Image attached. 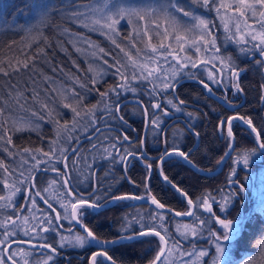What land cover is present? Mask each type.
I'll return each mask as SVG.
<instances>
[{
	"label": "snow or ice",
	"instance_id": "1",
	"mask_svg": "<svg viewBox=\"0 0 264 264\" xmlns=\"http://www.w3.org/2000/svg\"><path fill=\"white\" fill-rule=\"evenodd\" d=\"M193 5L214 12L215 19L198 14ZM31 7L38 20L37 24L27 28L33 43L40 45L43 42L45 46H51L43 34L42 26L55 14L71 20L89 33L95 32L104 36L118 53L100 47L84 33L62 29V34L68 38L75 51L93 61L87 68V71L93 74L89 81L91 88L82 83L79 76L71 72L65 73L63 67L59 66H54L52 71H59L71 80L73 87H66L55 77L44 74H41L39 82L33 79L31 84L26 83L23 87L19 81L13 83L16 76L35 72L37 58L49 62L44 46L37 47L31 54L21 49L19 56L0 59V77L7 78L6 85H0V152L6 154L11 161L9 163L8 160L0 158V264H51L60 253L57 247L48 242L49 237L45 236V233L59 236V248L116 245L141 237H155L157 246L152 250L154 254L148 264H238V261L242 264H255L251 253L247 257H238L235 251L241 249L242 245H248L255 247L261 258L260 264H264V233H261L259 238L253 237L251 241H247L243 235L246 230V218L238 217L235 221L228 219L227 215L222 218L213 209V204H218L220 211L227 214L235 197L239 195L234 189L221 200H217L211 193L194 200L164 176L163 168L160 167L163 179L186 202L187 211L166 208L151 194L147 184L144 194H113L109 200L113 203L149 201L155 209L172 212L177 217H190L191 222L178 224L175 234H172L165 224L163 211H156L154 214L150 212L151 223L146 225L143 217H140L135 220V223L139 224L138 231L108 240L99 238L82 220L84 209L95 211L102 207L98 203L101 195H95L92 200L85 199L71 186L69 171L70 167L77 169L83 165L79 168L81 174L90 178L95 175L93 162L96 159L118 161L125 170L130 158L138 157L146 161L143 138L137 141L141 151H122L119 146L124 142L132 144L129 136L123 134L113 139L103 134L99 126V122H106L107 117L126 124L123 115H120L121 105L114 97L118 98L122 93L128 92L137 94V85L147 86L149 104H144L142 100H138L137 104L142 110L146 127L154 133L159 130L157 134L162 138L165 149L157 163L162 165L165 158L175 156L200 171L192 160L190 151L182 149L178 144L169 145L167 133L162 127L164 118L171 116L173 110L181 112L183 109L180 106L184 105L185 101L167 98L164 102L166 106H163L160 96L170 89L175 91L177 77L181 73L197 79L209 93L213 92L210 84L222 85L226 78L233 81L232 87L237 92H243L239 86L242 69L235 65L231 57L220 55V46L214 34L216 20L219 21L226 40L241 46V52L255 50L264 57V0H147L141 4H126L122 0H89L83 4L80 0H60L59 4L53 0H34ZM122 23L131 26L127 35H122ZM3 24H7L6 19L0 26ZM26 47L31 49V44ZM62 50L67 52V49ZM96 62L106 68L98 66ZM72 63L79 69L75 61ZM201 66V73H184V69H198ZM107 69L113 70L112 74L117 80L114 85L101 91L96 88V84L103 81ZM202 73L206 74L207 82L199 78ZM77 87L95 91L100 100L88 107L83 103V95L77 91ZM28 92L31 93L30 96ZM224 100L229 107H235L227 97H224ZM58 107L69 109L73 114L72 119L61 122L57 118ZM24 112L30 115H22ZM97 113L101 115L98 116ZM187 115L191 117L192 113ZM38 121H47L54 125L55 135L49 141L48 149L18 148L13 143V134L37 130L40 127ZM233 121H241L247 125L258 148L264 150V139L252 119L234 114L218 123V128L222 133L226 132L228 137V149L217 161L218 164H223L224 157L235 151ZM81 134L90 142V157L80 154L79 148L72 145L73 141H80ZM193 135L198 137L199 133L193 132ZM69 151L74 154L71 165ZM256 151V148L242 150V154L238 153L233 163H243L247 166L249 158ZM57 164L63 166V171L55 167ZM145 166L149 170L150 178L152 164L146 163ZM40 172L56 173L58 179H48L45 181L47 187H38L37 174ZM235 177L236 170L233 168L229 185L238 183ZM240 191H243V188ZM21 193L24 194V199L18 203L17 197ZM37 198L47 210L37 203ZM53 202L63 210V214ZM26 206H30L28 214H23ZM201 212L209 215L204 217ZM62 220H67L69 225L73 222L79 224L83 234L76 232L72 227L65 229ZM132 222L128 221V224L131 225ZM210 224L218 225L223 232L209 227ZM177 236L180 239H177ZM199 239H210L211 244L208 248L197 246L196 243H191L188 248L184 247L183 241ZM243 250L249 249L245 247ZM98 257L103 258L100 264H117L116 260L108 255L106 247H101L91 255V264H98Z\"/></svg>",
	"mask_w": 264,
	"mask_h": 264
},
{
	"label": "trees",
	"instance_id": "2",
	"mask_svg": "<svg viewBox=\"0 0 264 264\" xmlns=\"http://www.w3.org/2000/svg\"><path fill=\"white\" fill-rule=\"evenodd\" d=\"M31 1V3H30ZM34 0H0V24L6 19L7 24L0 26V59L10 58L13 56H19L21 49L31 54L37 47L44 46L47 52V61L42 58L35 60L36 70L35 72L23 73L20 76H16L13 83L19 81L23 87L26 83L31 84L32 80H41V74L47 76H53L59 83L64 84L66 87H73L72 81L67 79L59 71L53 72L54 66L63 67L64 72H71L74 75L80 77L81 82L85 83L88 88H91L90 78L93 75L87 71L88 66L81 59L79 55L74 51L72 44L68 41V38L62 34V29L67 28L71 31V25L67 18L53 14L48 23L42 26L44 36L47 37L50 47L45 46L43 42L37 45L32 42L28 35L27 28L30 25H35L38 20L34 16V10L31 7ZM53 2L59 4L60 0H53ZM215 19V17H214ZM15 25V27H12ZM219 33H216L217 44L220 46V55L231 57V60L235 65L242 69L239 76V86L243 89V92H237L232 87L233 81L227 78L222 85H211L213 92H207L197 79L189 78L181 73L178 79L177 87L173 92L171 89L166 93H162L160 100L163 106H166V99H180L184 100L185 104L180 107L183 109L181 112H175L169 117H165V123L162 127L167 133V140L169 145L178 144L184 150L190 151L191 158L198 168L201 170L212 173L215 172L221 164L217 161L220 157L224 156V153L228 149V137L226 132H221L218 128L220 120H227L228 117L239 114L246 118H251L253 124L261 132V138L264 139V57H261L258 51H250L244 53L240 51L239 45L232 43L225 38V33L218 23ZM31 44V49L26 45ZM62 49H67L65 52ZM73 61L79 65V69L74 67ZM259 61V62H258ZM203 66L198 69H184V73L194 72L201 73ZM110 72L111 77L104 83H97L96 88L104 91L105 85H114L117 78ZM200 79H206V74L202 73ZM6 79L0 77V85H6ZM210 83V82H209ZM47 87V85H43ZM83 95V103L88 107L95 105L100 97L95 91H88L87 89H80L77 87ZM30 96L31 93L28 92ZM227 97L232 101L235 107H229L224 100ZM114 99L120 104L124 101H138L142 100L144 104H149L150 97L147 95V87L139 88L137 94L122 93L118 98ZM59 113L58 119L61 122L72 119L73 114L67 108L58 107ZM150 108V114H151ZM192 113L189 117L187 113ZM28 116V114L21 113ZM121 115L125 119L132 120V126L136 132L137 139L132 141L130 145L128 142H124L119 147L121 150L128 151H141L139 144L137 143L142 137L145 127V118L142 114L141 108L138 104L129 103L121 107ZM111 117H107L106 121L99 122V126L108 125L110 128L104 130L102 133L115 138L116 136H122L120 132L114 130L116 128L121 129L127 135L134 139V130L132 131L116 123L117 121H109ZM114 120V119H112ZM40 127L35 132L26 133L24 131L16 132L13 134V143L18 148H43L49 141L54 138L55 131L54 125L47 121L39 122ZM152 132L148 128L146 134L144 153L146 155V161H142L137 158H130L128 160L127 168L121 165L118 161L111 162L108 160L96 159L94 163L95 175L86 178L81 174L78 166L77 169H72L71 172V186L79 193H91L93 185L98 187L95 195H101V200L98 201L101 205L109 202V197L113 194H141L145 192L144 182H148V187L151 190V194L154 195L166 208H171L176 211H187L188 206L184 199L163 179L162 175H159L157 163L163 155L165 149L161 142V137ZM193 132H198L199 136L193 135ZM177 133H179L177 135ZM233 133L235 136V151L229 157L224 170L214 176H205L199 174L193 170V168L183 162L179 157L165 158L160 167L163 168V175L167 176L170 181L175 183L182 190L186 191L194 200L200 199L206 193H211L217 200H221L225 194H229L231 190H236L239 195L235 197L232 209L225 214L220 211L218 204H213V209L217 215L222 218L232 215L244 214L246 218V230L243 233L247 241H251L253 237L259 238L261 233H264V219L259 218L258 211L262 212V205H257L252 201L249 210L246 211V203L242 204L240 189L250 191V187L258 183V176L253 178V172L262 173L264 175V154L258 148V145L254 142L253 134H251L247 125L241 124L239 121L233 124ZM32 134L29 136H24ZM84 135L81 134L79 142L73 141L72 145L76 146L80 150V154L85 156H91L88 151L90 148L89 140H84ZM256 148L257 151L249 158L247 166L243 163L236 165L233 160L237 154H242V150ZM47 150V149H46ZM69 157V163L73 159V153ZM0 158L8 160L6 154L0 152ZM11 163L10 160H8ZM141 163L143 165H141ZM151 163L152 169L150 178L148 177L149 170L145 164ZM178 165H182L186 170H180ZM242 167L236 174L235 180L238 183L229 185V176L233 168L236 172L239 167ZM57 168L63 171V166L58 164ZM207 180H206V179ZM252 180L255 183H250ZM131 181V182H130ZM43 184V180L40 181L39 187ZM249 203V201H248ZM248 205V204H247ZM242 207V210H241ZM260 208V209H259ZM259 209V210H258ZM84 215L82 217L83 223L87 225L99 238L101 239H117L119 236H126L129 233L139 230V224L135 223L136 219L143 217V222L147 225L151 223L149 213L156 211H162L155 209L154 205L150 203H144L140 201H118L112 207L105 210H92L84 209ZM264 214V212H263ZM163 215L166 217L165 224L169 228V232L175 234L176 224H179L171 213L163 211ZM201 215L207 217L208 213L201 212ZM248 215V216H247ZM261 216V215H260ZM2 218V217H0ZM192 218L180 220L183 223L191 222ZM128 221H133L131 225ZM209 227L219 229L218 225L210 224ZM79 231L78 229H76ZM80 232V231H79ZM206 235V233H205ZM49 243L53 244V247L58 248L60 253L56 256L57 264H90V257L93 254V247L83 248H59L58 239L55 235L50 234ZM177 238V237H176ZM177 239H180L179 237ZM191 243H196L197 246L208 248L211 244L210 239H199L197 241H183L184 247L188 248ZM157 246L155 237H141L138 240L130 242H123L121 244L112 245L108 250V255L112 256L116 260L117 264H148V261L153 256V249ZM148 247V248H144ZM248 247V251H244L243 248ZM241 249H235L238 257H247L249 253L254 256L255 264H260L259 254L256 253L254 246L243 245ZM237 250H242L238 252ZM103 258L98 257V264ZM240 262V261H238ZM111 264V262H106ZM242 264V262H241Z\"/></svg>",
	"mask_w": 264,
	"mask_h": 264
},
{
	"label": "rangeland",
	"instance_id": "3",
	"mask_svg": "<svg viewBox=\"0 0 264 264\" xmlns=\"http://www.w3.org/2000/svg\"><path fill=\"white\" fill-rule=\"evenodd\" d=\"M19 1H22V0H19ZM89 2V0H80V3H88ZM122 2L123 3H126V4H141V3H146L147 2V0H122ZM30 3H31V1H30ZM197 12H198V14H202L205 18H208V19H214V17H215V13H214V17H212L211 16V12H209V11H207L206 9H203V8H199V10H198V8L195 6V5H193L192 6ZM68 21H69V23H70V25H71V32H73V33H84L85 35H87V36H89L90 38H91V40L92 41H94L95 43H97V44H99V46L100 47H103V48H105L106 50H110V51H112L113 53H118V50H116L115 48H114V46H112L111 45V43H110V41L109 40H107L104 36H102V35H100V34H98V33H95V32H91V33H89V32H87V30L86 29H83V28H81V27H79L77 24H75V23H73L71 20H69V19H67ZM218 23H219V21L218 20H216V26H215V30H214V34L216 35V33L218 34L219 33V30H218ZM130 28H131V26L130 25H124L123 23H122V25H121V31H122V35H127V33H128V31L130 30ZM217 38V37H216ZM73 47V46H72ZM74 49V48H73ZM74 51H75V49H74ZM76 52V51H75ZM77 53V52H76ZM77 55H79L80 57H81V59L86 63V65L88 66L89 65V63H91V62H93V61H91L88 57H86L85 55H82V54H80V53H77ZM97 63V65L98 66H102V65H100L99 64V62H96ZM102 67H105L106 68V66H102ZM111 71H113L112 69H107V71H106V73H105V75H104V77H103V83L106 81V80H108L110 77H111V75H110V72ZM227 80H228V78H227ZM229 81V80H228ZM108 86H111L110 84H107V85H105V89H104V91L107 89V87ZM138 89L139 88H142V87H147L146 85H137L136 86ZM100 97V96H99ZM135 104H137V103H135ZM126 105V104H125ZM25 114H28V116L30 115L28 112H25ZM97 115L98 116H100L101 114L100 113H97ZM25 116V115H24ZM105 116H107V114H105ZM109 121H117L116 119H114V120H109ZM102 122H105L104 120L102 121ZM107 122V121H106ZM102 126V125H101ZM39 129V128H38ZM37 129V130H38ZM37 130H32V131H24V132H26V133H30V132H35V131H37ZM29 135H32V134H27V135H24V136H29ZM89 135H91V133H89ZM84 140H87V139H85V138H83V141ZM48 146H49V143H47L46 144V146L44 147V149L46 150V149H48ZM234 152V151H233ZM233 154V153H232ZM58 165V164H57ZM141 165H143L142 163H141ZM190 166V165H189ZM41 167H43V166H41ZM55 167H56V165H55ZM178 167H180L179 169L180 170H186V168L185 167H183L182 165H178ZM242 167L243 166H241V167H239V169L237 170V172H236V174L238 173V171H240L241 169H242ZM193 168V167H192ZM193 170L195 171V172H197V173H199L197 170H196V168H193ZM253 174V178L255 179V176H258L257 178H258V183H255L254 181H252V180H250L249 182L250 183H255V185H252L251 187H250V191H248V190H246V189H244V192H242V191H240V194H241V199H242V204H245L246 203V211H248L249 210V207H250V204H251V209H250V211L252 210V201H254V203H256L257 205H261V204H263L262 205V212H259L258 211V216H259V218H261V219H264V214H263V212H264V175L262 174V173H260V171H258V172H253L252 173ZM160 175V174H159ZM41 177H42V180H43V184H42V186L41 187H47V183L45 182L46 180H48V179H53V178H56V179H58V177L56 176V173H53V172H48V173H42L41 174ZM45 178V179H44ZM206 179V178H205ZM37 180H38V178H37ZM207 180V179H206ZM145 184H147L148 185V182L147 181H145L144 182V188H145ZM39 187V186H38ZM98 188H99V186H98ZM145 192H143V193H141V194H144ZM225 195H228L227 193L225 194ZM24 199V194L23 193H21L18 197H17V202L19 203V202H21L22 200ZM248 201H249V203H248ZM37 203L39 204L40 202H39V198H37ZM114 204H116V202L115 203H113V205ZM248 204V205H247ZM30 206H26L25 207V212L23 213V214H28V208H29ZM57 207H58V205H57ZM232 207H233V204H232V206H231V208L230 209H232ZM59 208V207H58ZM229 209V210H230ZM260 209V208H259ZM258 209V210H259ZM241 210H242V207H241ZM58 211H61V213L63 214V210L62 209H59ZM165 212H168V211H166L165 210ZM169 213H171L176 219H178V221H179V224H182L183 222H181L180 220H182V221H184L185 219H189L190 217H188V218H181V217H177V216H175L172 212H169ZM227 214H228V212H227ZM261 215V216H260ZM248 216V215H247ZM238 217H241V218H244V214L242 213V215H241V213H239L237 216L236 215H232V216H227V218L228 219H232V220H236ZM61 223H63L64 224V227H65V229H67L68 227H72L76 232H79V231H77L75 228H74V223H72L71 225H69V223H68V221L67 220H64V221H61ZM178 224H176V226H177ZM219 227V226H218ZM218 231L219 232H223V229H218ZM81 234H83L82 232H80ZM51 233H45L44 235L45 236H49ZM65 235H71V233H64ZM179 236H177V238H178ZM55 238H57L58 239V241H59V236H57V235H55ZM180 238V237H179ZM133 241V240H132ZM124 242H130V241H124ZM199 246V245H198ZM65 247H67V248H73V247H71V246H65ZM64 247V248H65ZM242 248H243V245L241 246ZM77 248H79V247H77ZM144 248H148V247H144ZM238 252H242V250H237ZM238 256H239V254H238ZM51 264H57L56 263V257H55V259L51 262ZM238 264H241V262H238Z\"/></svg>",
	"mask_w": 264,
	"mask_h": 264
},
{
	"label": "flooded vegetation",
	"instance_id": "4",
	"mask_svg": "<svg viewBox=\"0 0 264 264\" xmlns=\"http://www.w3.org/2000/svg\"><path fill=\"white\" fill-rule=\"evenodd\" d=\"M198 10H199V8H198ZM211 14V16L212 17H214V13L213 12H211L210 13ZM186 19V18H185ZM123 103V102H122ZM122 103H120V105L122 104ZM120 115H121V107H120ZM124 120L126 121V124H124V123H122L121 121H119V120H117V124L118 123H120V125H122V126H125V127H127V128H129L131 131H132V129L134 130V128H133V126H132V120L131 119H125L124 118ZM108 122V121H107ZM234 122H236V121H233L232 122V131H233V124H234ZM241 124H243V122H241V121H239ZM100 128H101V132H103L104 130H108V128H110L108 125H102V126H100ZM114 130H117L118 132H120L122 135L123 134H127V133H125L124 131H122L121 129H119V128H116V129H114ZM129 136V135H128ZM134 139H131V136H129V138H130V140L131 141H135L136 139H137V135H136V132H135V130H134ZM70 155H71V153H68V158L70 157ZM43 172H40V173H38L37 174V178H38V180H37V182H38V186L40 185V181L42 180V177H41V174H42ZM45 179V178H44ZM97 190H98V187H95V191H93V190H91V193H87V191H85L84 193H79V192H77V193H79V194H81L85 199H88V200H92L93 198H94V196H95V194H96V192H97ZM39 204L41 205V207H44L45 208V210H47L46 209V206L45 205H43L42 204V202L39 200ZM109 203H111V201H109V202H107V203H105V201L103 202V204H102V206H104V205H107V204H109ZM53 204H54V206H56L57 207V205L55 204V202H53ZM57 209L59 210V208L57 207ZM62 221H64V220H62ZM74 223V228L75 229H78L80 232H82L79 228H78V226L76 225V223L75 222H73ZM83 233V232H82ZM24 239H27V237H24ZM85 247H93V251L94 252H96V251H98V250H100V249H98L97 247H95V246H88V245H86ZM109 248V247H108ZM29 251H32L31 249H28ZM93 252V253H94ZM91 258V257H90ZM97 261H98V258H97ZM90 264H91V260H90Z\"/></svg>",
	"mask_w": 264,
	"mask_h": 264
},
{
	"label": "bare ground",
	"instance_id": "5",
	"mask_svg": "<svg viewBox=\"0 0 264 264\" xmlns=\"http://www.w3.org/2000/svg\"><path fill=\"white\" fill-rule=\"evenodd\" d=\"M148 133V128L146 127V124H145V127H144V132H143V134H142V137H143V139H144V146H145V140H146V134ZM144 146H143V149H144ZM233 147H234V149H235V140H234V142H233ZM261 152L264 154V150H261ZM232 153L233 152H231L230 154H229V156H227V157H224V162H223V164H221L220 165V167L215 171V172H212V173H208V172H205V171H203V170H200V171H198L199 172V174H202V175H205V176H214V175H217V174H219V173H221L223 170H224V168H225V165H226V163H227V161H228V159H229V157L232 155ZM160 169V165H159V167H158V170ZM160 171V170H159ZM160 174H161V172H160ZM118 202V201H117ZM116 202V203H117ZM144 203H150V202H144ZM113 206V202H111V203H109V204H107V205H104V206H102L100 209H98V210H105V209H108V208H110V207H112ZM162 211H165V210H162ZM77 225V224H76ZM78 226V225H77ZM79 228V227H78ZM80 229V228H79ZM81 230V229H80ZM82 231V230H81ZM83 232V231H82Z\"/></svg>",
	"mask_w": 264,
	"mask_h": 264
},
{
	"label": "water",
	"instance_id": "6",
	"mask_svg": "<svg viewBox=\"0 0 264 264\" xmlns=\"http://www.w3.org/2000/svg\"><path fill=\"white\" fill-rule=\"evenodd\" d=\"M129 103H137V101H125V102H123L122 104H121V107L123 106V105H125V104H129ZM158 172H159V174H160V171L158 170ZM161 175V174H160ZM140 202H145V201H140ZM146 202H149V201H146ZM181 218H188V217H181ZM78 225V227L80 228V225L79 224H77ZM81 229V228H80ZM82 230V229H81ZM93 246H95V247H97L98 249H101V247H106V248H108V247H110V246H112V245H106V246H100V245H93Z\"/></svg>",
	"mask_w": 264,
	"mask_h": 264
}]
</instances>
